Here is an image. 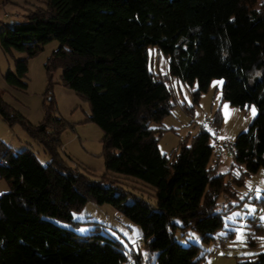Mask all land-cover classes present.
<instances>
[{
    "label": "trees",
    "instance_id": "1",
    "mask_svg": "<svg viewBox=\"0 0 264 264\" xmlns=\"http://www.w3.org/2000/svg\"><path fill=\"white\" fill-rule=\"evenodd\" d=\"M36 1L23 21L1 33V46L7 54L27 55L16 61V73L5 76L11 88L27 89L28 60L47 43L59 42L45 64V118L31 124L1 91L0 116L10 127L21 125L50 161L44 166L31 150L15 153L0 139V179L10 186L0 195V264H205L203 248L183 246L175 232L193 230L204 245L220 238L222 245L233 242V231L220 233L244 202L234 203L239 188L264 170V9H256L258 0ZM151 46L169 58L167 74L150 70ZM58 70L63 85L89 103L86 122L104 133L106 173L98 181L74 170L61 155L69 124L57 117L53 74ZM174 79L197 84L195 103L213 80L222 79L226 101L240 108L254 105L258 114L228 146L217 138L223 122L219 111L169 158L161 154L159 138L170 130L154 125L178 105ZM223 146L234 157L226 173L221 172ZM122 175L151 187L155 202L109 180ZM91 201L112 205L138 225L144 243L128 248L100 232V225L79 235L53 221L77 226L73 213ZM252 222L248 247L260 249L264 224ZM238 264H264V251Z\"/></svg>",
    "mask_w": 264,
    "mask_h": 264
},
{
    "label": "rangeland",
    "instance_id": "2",
    "mask_svg": "<svg viewBox=\"0 0 264 264\" xmlns=\"http://www.w3.org/2000/svg\"><path fill=\"white\" fill-rule=\"evenodd\" d=\"M263 3L264 0H258L256 9L263 11ZM36 4H38L36 0H12L5 9L12 15L10 18L4 17L3 10H0V91L9 105L20 112L31 124L37 126L44 121V106L49 103V98L47 99L45 96L48 86L45 64L60 47V44L58 41L53 40L42 46V51L28 60L27 89H13L5 80V76L9 72L16 73V61L26 58L27 55L18 51L7 54L1 46V33L7 27H11L12 21H23L25 15L31 9L36 8ZM17 13L20 18L13 16ZM148 53L150 70L158 74H167L169 71V58L154 46L149 47ZM62 74V70H58L53 74V94L57 104V117L64 119L69 124L67 130L61 136L63 145L60 150L61 155L67 165L74 170L98 181L106 173L102 143L104 133L96 124L86 122L91 113L90 105L77 93L63 85ZM257 78L258 74L257 76L252 75L250 82L254 83ZM172 84L176 89L178 105L172 110L171 115L163 120L162 124L154 125L170 130L159 138L160 152L169 158L174 152L180 150L183 142L190 144L193 137L201 131L207 117L213 121L219 111L222 114L223 122L218 128L217 138L222 142L230 141L232 144L240 134L250 129L258 114V109L254 105L240 108L232 106L226 101L223 98L224 80L222 79L213 80L209 90L201 94L198 103H195L193 96L197 84L189 87L183 85L177 79H174ZM207 123L206 128L210 130V121H207ZM213 136L216 138L215 134ZM0 139L11 147L15 153H20L26 149L31 150L44 166L50 161L43 146L31 138L21 125L17 124L10 127L1 116ZM212 143H216L214 139ZM221 157V172L226 173L234 165V157L226 146H223ZM109 180L117 182L129 191L144 195L155 202V198L152 196L155 191L135 178L122 175L121 177L110 176ZM9 191L8 182L5 179H0V195ZM242 200L244 202L240 204ZM130 203H132L131 198L127 200V204ZM234 203L240 204V206L235 208L226 219L224 231L220 233L221 236H224L233 231V242L222 245L220 238L216 243L204 245L199 233L193 230L184 232L180 228L175 232L177 241L183 246L190 244L201 246L203 248L202 252L207 253L205 264H238L241 261L251 259L254 254L264 251V243H262L260 249H250L248 247V236L253 231L252 225L255 224L252 220L264 224L263 169L249 177L245 186L239 188V201H234ZM73 215L74 220L80 222L77 226L62 223L56 219H53V221L75 231L79 235L90 234L100 225V232L119 239L128 248H130V245H137L136 238L142 233L138 225L133 224L110 204L98 205L91 201L81 211L74 212ZM173 222L178 226L182 225L179 218H175ZM155 260L156 254L153 256L152 262L154 263Z\"/></svg>",
    "mask_w": 264,
    "mask_h": 264
},
{
    "label": "crops",
    "instance_id": "3",
    "mask_svg": "<svg viewBox=\"0 0 264 264\" xmlns=\"http://www.w3.org/2000/svg\"><path fill=\"white\" fill-rule=\"evenodd\" d=\"M11 1L12 0H0V10L2 11L3 10V15H4V17H6V18H10V17H12V15H10L8 12H7V10H5L6 9V7H7V5L9 4V3H11ZM14 17H16V18H20V15L17 13V14H14L13 15ZM13 22H15V21H12L11 22V24H13ZM255 202H256V200H255ZM254 221H256V220H254ZM141 235H142V233H141ZM141 235H139V236H141ZM139 236H137V238L139 237ZM264 243V242H263ZM262 245V244H261Z\"/></svg>",
    "mask_w": 264,
    "mask_h": 264
},
{
    "label": "built area",
    "instance_id": "4",
    "mask_svg": "<svg viewBox=\"0 0 264 264\" xmlns=\"http://www.w3.org/2000/svg\"><path fill=\"white\" fill-rule=\"evenodd\" d=\"M211 126H212V125H211ZM219 142H220V141H219ZM226 145L231 146V142L227 141V142H226ZM136 242H137V244H143V243H144V238H143V237H138V238L136 239Z\"/></svg>",
    "mask_w": 264,
    "mask_h": 264
},
{
    "label": "snow or ice",
    "instance_id": "5",
    "mask_svg": "<svg viewBox=\"0 0 264 264\" xmlns=\"http://www.w3.org/2000/svg\"><path fill=\"white\" fill-rule=\"evenodd\" d=\"M238 215V214H237Z\"/></svg>",
    "mask_w": 264,
    "mask_h": 264
}]
</instances>
